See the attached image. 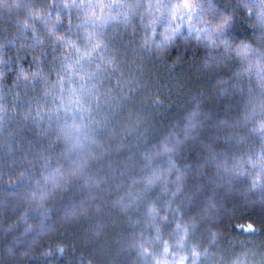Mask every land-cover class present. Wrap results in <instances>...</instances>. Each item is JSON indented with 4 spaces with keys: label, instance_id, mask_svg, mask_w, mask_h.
I'll return each instance as SVG.
<instances>
[{
    "label": "clouds",
    "instance_id": "9594fccd",
    "mask_svg": "<svg viewBox=\"0 0 264 264\" xmlns=\"http://www.w3.org/2000/svg\"><path fill=\"white\" fill-rule=\"evenodd\" d=\"M0 264H264V0H0Z\"/></svg>",
    "mask_w": 264,
    "mask_h": 264
},
{
    "label": "trees",
    "instance_id": "16d2710c",
    "mask_svg": "<svg viewBox=\"0 0 264 264\" xmlns=\"http://www.w3.org/2000/svg\"><path fill=\"white\" fill-rule=\"evenodd\" d=\"M238 223H239V224H242V225L246 224L245 221H240V222H238Z\"/></svg>",
    "mask_w": 264,
    "mask_h": 264
}]
</instances>
